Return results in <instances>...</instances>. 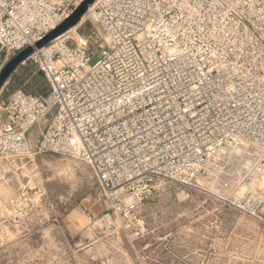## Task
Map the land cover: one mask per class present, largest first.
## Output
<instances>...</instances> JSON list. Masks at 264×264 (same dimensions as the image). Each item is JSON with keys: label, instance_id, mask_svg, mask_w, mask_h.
I'll return each mask as SVG.
<instances>
[{"label": "built area", "instance_id": "1", "mask_svg": "<svg viewBox=\"0 0 264 264\" xmlns=\"http://www.w3.org/2000/svg\"><path fill=\"white\" fill-rule=\"evenodd\" d=\"M83 1L0 0L6 61ZM92 15L109 40L99 56L68 31L28 60L47 95L0 92V162L74 158L127 212L157 180L190 187L204 176L264 226V0H96Z\"/></svg>", "mask_w": 264, "mask_h": 264}, {"label": "rangeland", "instance_id": "2", "mask_svg": "<svg viewBox=\"0 0 264 264\" xmlns=\"http://www.w3.org/2000/svg\"><path fill=\"white\" fill-rule=\"evenodd\" d=\"M69 36L87 39L97 56L109 41L92 14ZM24 68V83L8 81L1 98L48 91L35 62ZM49 121L31 130L32 145ZM227 191L204 176L190 187L157 180L139 209L114 211L91 168L74 158L3 161L0 264H264V226L229 206Z\"/></svg>", "mask_w": 264, "mask_h": 264}, {"label": "water", "instance_id": "3", "mask_svg": "<svg viewBox=\"0 0 264 264\" xmlns=\"http://www.w3.org/2000/svg\"><path fill=\"white\" fill-rule=\"evenodd\" d=\"M96 0H85L83 1L61 25H59L52 32L47 34L42 40H40L34 47H28L27 49L20 52L15 56L0 72V92L4 86L8 83L14 73L26 64L29 58L34 54L36 50H40L48 46L51 42L70 31L72 28L78 26L84 16L87 14L91 5Z\"/></svg>", "mask_w": 264, "mask_h": 264}, {"label": "trees", "instance_id": "4", "mask_svg": "<svg viewBox=\"0 0 264 264\" xmlns=\"http://www.w3.org/2000/svg\"><path fill=\"white\" fill-rule=\"evenodd\" d=\"M26 71H27V69L24 68V67H22L17 73H15V74L12 76V78H11V80H10V83H13V84H14V83H16V84H23L24 81H25V80L27 79V77H28V75H26V74H27ZM39 73H40L41 77L45 80L43 74H42L40 71H39ZM28 79H29V78H28ZM45 82H46V80H45ZM46 84H47V82H46ZM47 87H48V85H47ZM30 88H31V86H30ZM25 91L28 92V93L35 94V95H47L48 92H49V88H48V91L40 90V93H37L36 91H33V92H29V91H27V90H25Z\"/></svg>", "mask_w": 264, "mask_h": 264}, {"label": "crops", "instance_id": "5", "mask_svg": "<svg viewBox=\"0 0 264 264\" xmlns=\"http://www.w3.org/2000/svg\"><path fill=\"white\" fill-rule=\"evenodd\" d=\"M7 61H6V59H5V57H4V54L0 51V72H1V70L7 65ZM22 67H24V66H21L15 73H17ZM14 73V74H15ZM12 78V77H11ZM11 80V79H10ZM9 80V81H10Z\"/></svg>", "mask_w": 264, "mask_h": 264}, {"label": "bare ground", "instance_id": "6", "mask_svg": "<svg viewBox=\"0 0 264 264\" xmlns=\"http://www.w3.org/2000/svg\"><path fill=\"white\" fill-rule=\"evenodd\" d=\"M93 9H94V4L90 6V10H89V12L86 14V16L92 14V13H93ZM86 16L82 19V21L80 22V24L84 21V19L86 18ZM80 24H79V25H80ZM79 25H78V26H79ZM76 28H77V26L74 27V28H72L70 31H73V30L76 29Z\"/></svg>", "mask_w": 264, "mask_h": 264}]
</instances>
